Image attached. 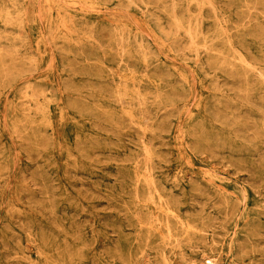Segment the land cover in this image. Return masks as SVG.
Wrapping results in <instances>:
<instances>
[{"label": "rangeland", "instance_id": "1", "mask_svg": "<svg viewBox=\"0 0 264 264\" xmlns=\"http://www.w3.org/2000/svg\"><path fill=\"white\" fill-rule=\"evenodd\" d=\"M262 76L264 0H0V264H264Z\"/></svg>", "mask_w": 264, "mask_h": 264}, {"label": "bare ground", "instance_id": "2", "mask_svg": "<svg viewBox=\"0 0 264 264\" xmlns=\"http://www.w3.org/2000/svg\"><path fill=\"white\" fill-rule=\"evenodd\" d=\"M130 2H131V1H130ZM193 2H194V1H193ZM131 4H132V3H131ZM210 6H211V5H210ZM145 7H146V6H145ZM209 8H213V7H209ZM210 10H212V9H210ZM174 12H175V11H174ZM255 13H256V12H255ZM217 20H218V19H217ZM183 29H184V28H183ZM223 30H224V29H223ZM187 34H188V33H187ZM189 37H190V36H189ZM191 37H192V36H191ZM120 39H121V38H120ZM9 45H10V44H9ZM117 48H118V47H117ZM142 48H143V47H142ZM140 51H141V50H140ZM144 51H145V50H144ZM195 51H196V50H195ZM122 52H123V51H122ZM4 54H6V53H4ZM144 55H145V54H144ZM148 58H149V57H148ZM241 59H242V58H241ZM144 60H145V59H144ZM242 60H243V59H242ZM242 60H241V62H243ZM238 62H239V61H238ZM241 62H240V63H241ZM223 63H224V62H223ZM243 64H244V63H243ZM246 66H247V65H246ZM222 67H223V66H222ZM247 67H248V66H247ZM228 69H229V68H228ZM252 69H253V68H252ZM252 69H251V70H252ZM254 69H255V68H254ZM223 70H224V69H223ZM232 70H233V69H232ZM256 70H257V69H256ZM261 73H262V72H261ZM250 74H251V73H250ZM126 77H127V76H126ZM233 77H236V75H234ZM262 78H263V76H262ZM260 79H261V78H260ZM263 79H264V78H263ZM125 81H126V78H125ZM114 83H115V82H114ZM125 85H126V84H125ZM138 93H139V92H138ZM118 96H119V95H118ZM95 97H96V96H95ZM141 98H142V97H141ZM119 99H120V98H119ZM121 99H123V98H121ZM138 99H139V98H138ZM119 101H120V100H119ZM122 101H123V100H122ZM122 101H121V102H122ZM124 101H125V100H124ZM124 101H123V102H124ZM139 101H140V100H139ZM138 103H139V102H138ZM122 104H123V103H122ZM124 104H125V103H124ZM124 104H123V105H124ZM118 105H119V104H118ZM120 105H121V104H120ZM121 107H122V106H121ZM140 107H141V105H140ZM144 107H145V106H144ZM122 108H123V107H122ZM145 109H146V108H145ZM131 110H132V108H131ZM141 110H142V109H141ZM124 111H125V110H124ZM126 111H127V110H126ZM147 111H148V110H147ZM131 112H132V111H131ZM131 112H130V113H131ZM98 113H99V112H98ZM141 113H142V111H141ZM147 113H148V112H147ZM126 115H127V114H126ZM128 116H129V115H128ZM142 117H143V116H142ZM147 117H148V116H147ZM149 117H150V116H149ZM132 119H133V118H131V120H132ZM142 120H143V119H142ZM130 123H131V121H130ZM144 124H145V123H144ZM50 126H51V125H50ZM133 127H134V126H133ZM134 128H135V127H134ZM136 128H137V127H136ZM136 128H135V129H136ZM139 128H140V127H139ZM139 128H138V131H140ZM140 129H141V128H140ZM136 130H137V129H136ZM120 132H121V130H120ZM122 132H123V131H122ZM124 132H125V131H124ZM141 132H142V130H141ZM143 135H144V134H143ZM144 136H145V135H144ZM120 137H121V136H120ZM120 137H119V138H120ZM111 152H112V151H111ZM145 155H146V154H145ZM147 157H148V156H147ZM150 158H151V157H150ZM137 166H138V165H137ZM3 170H4V168H3ZM253 170H254V169H253ZM147 174H148V173H147ZM148 175H149V174H148ZM125 178H126V177H125ZM136 178H137V176H136ZM152 180H153V179H152ZM144 182H145V181H144ZM152 183L154 184L153 181H152ZM44 186H45V185H44ZM94 190H95V189H94ZM149 190H150V189H149ZM95 191H96V190H95ZM137 199H138V197H137ZM47 203H48V202H47ZM160 203H161V202H160ZM17 212H18V211H17ZM136 219H137V218H136ZM15 222H16V221H15ZM71 224H72V223H71ZM167 226H168V225H167ZM70 227H71V226H70ZM141 227H142V226H141ZM71 228H72V227H71ZM168 228H169V227H168ZM23 229H24V228H23ZM24 230H25V229H24ZM169 230H170V228H169ZM169 230H168V231H169ZM78 232H79V231H78ZM187 233H188V231H187ZM168 234H169V233H168ZM169 235H170V234H169ZM193 237H194V236H193ZM31 238H32V237H31ZM148 239H149V238H148ZM180 240H181V239H179V241H180ZM183 240H184V239H183ZM176 241L178 242V240H176ZM177 242H176V244H177ZM190 242H191V241H190ZM188 243H189V242H188ZM177 245H178V244H177ZM180 246H181V245H180ZM178 247H179V246H178ZM166 248H167V247H166ZM38 252H39V251H38ZM50 255H51V254H50ZM72 255H73V254H72ZM41 256H42V255H41ZM165 261H166V260H165ZM71 263H72V262H71Z\"/></svg>", "mask_w": 264, "mask_h": 264}]
</instances>
